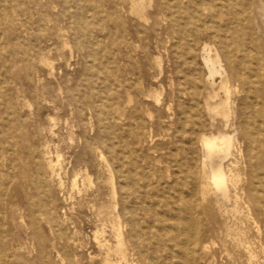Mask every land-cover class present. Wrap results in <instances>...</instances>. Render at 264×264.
Segmentation results:
<instances>
[{"label": "rangeland", "instance_id": "rangeland-1", "mask_svg": "<svg viewBox=\"0 0 264 264\" xmlns=\"http://www.w3.org/2000/svg\"><path fill=\"white\" fill-rule=\"evenodd\" d=\"M11 1L0 0V256L9 261L20 259L24 264H40L35 255L36 241L29 229L31 218L26 209L29 193L20 196L16 179V168L31 162L25 150L30 145L35 157L43 159L48 155L56 163L58 155L61 156L58 172L64 187H59L57 178L47 182L50 192L47 217L74 242L71 257L76 264H102L105 252L97 242H109L111 237L100 211L107 209L110 201L107 189H103L104 195L95 194L99 185L97 158L83 151L84 133L94 137L101 132L107 137L110 130L107 123L100 122L95 93L106 92L110 104L124 113L115 137L99 146L109 164L116 167L125 161L132 173L139 174L144 166L158 162L163 170L155 179L164 186L172 185L177 166L192 164L195 151L187 140L179 142L178 83L203 73V48L205 45L218 48V40L211 35L214 30H226L228 37L237 35L235 26L225 25L224 19L239 23V37L251 42L248 50L260 61L258 69L251 62L246 65L252 77L258 73L261 76L262 99L255 104L264 110V0H167L170 6L166 8L152 0L148 20L143 23L129 16L123 0H117V7L112 0H92L100 6L87 13L96 20L88 26L85 37L75 21L64 17L66 11H77L76 0H68L67 4L65 0H42L30 12H22L16 6L11 8ZM87 1L91 7V0ZM204 25L214 30L203 29ZM47 44L63 51L48 54L55 67L51 76L40 64ZM102 68L108 73L105 81ZM156 89L159 93H155ZM150 91L159 95V105L149 99V95H154ZM241 96L244 94L236 93L231 123L223 131L235 135L245 157L247 147L241 143L238 131L244 126L239 109L246 107L240 101ZM181 97L187 100L183 94ZM263 113L254 120L252 131L254 140L259 136L263 141L258 149L261 162H264ZM143 134L151 138L144 148L152 149L149 156L136 145V138ZM81 157L89 166L93 182L84 194L71 190L73 168ZM258 173L262 180L258 187L260 202L245 198L251 209L250 224H244L248 243L237 247L231 241L225 242L218 232L198 234L195 245L178 251L179 259L192 264H264V169H258ZM243 178L247 183L246 174ZM42 226L40 236L48 246V264H70L64 253L60 256L52 253L54 235ZM95 232H99L98 238ZM186 233L190 235L191 231ZM164 234L155 231L154 238ZM205 245L212 246L209 254L203 250Z\"/></svg>", "mask_w": 264, "mask_h": 264}, {"label": "bare ground", "instance_id": "bare-ground-1", "mask_svg": "<svg viewBox=\"0 0 264 264\" xmlns=\"http://www.w3.org/2000/svg\"><path fill=\"white\" fill-rule=\"evenodd\" d=\"M76 1L79 2L77 11L75 13L66 11L64 17L68 21H75L76 23H73L79 25L85 37L88 26L96 20L94 15L90 16L87 13L90 10L99 9L100 5L94 4L92 0L89 1L93 5L91 7L87 0ZM123 1L127 3L129 16L136 22L143 23L148 20L147 10L152 0ZM157 1L164 8L170 6L167 0ZM41 2L42 0H12L10 6L11 8L16 6L22 12H30L32 7L38 8ZM65 2L67 4L68 0ZM112 3L114 7L118 6L117 0H112ZM233 12L238 16L240 14L238 11L233 10ZM224 23L234 25L237 35L231 34L228 37L226 30H214L204 25L203 29L214 30L211 35L218 40V48L205 45L203 73L200 72L178 83L179 92L176 103L181 115L179 142L187 140L195 151L191 158L192 164L177 166L178 173L174 175L172 185L164 186L155 179L157 173L163 170L158 162L152 166H144L139 174L132 173L125 161L116 167L109 164L99 146L115 137L116 131L121 128L120 122L124 121V113L110 104L109 95L106 96V92L97 90L95 93V107L101 114L100 122L107 123L110 130L107 137L101 132L94 137L84 133L83 151L86 155L97 158L98 163L95 167L99 185L95 194L104 195L103 189H107L110 201L108 208L100 211L102 221L108 225L106 226L109 228L111 237L109 242L106 240L97 242L99 248L105 252L102 264H192L179 259L178 251H185L186 247L195 245L198 234L210 235L218 232L225 237V242L231 241L237 247L248 243L246 242L247 226L245 227L244 224H250L251 209L247 207L245 198H254L258 203L260 202L258 187L262 184V180L258 169H264V162L259 160L258 151L263 141L259 136L254 140L252 131L255 130L254 120L264 110H259L255 104V101L262 99L261 76L259 73L254 77L248 74L249 66L246 64L251 62L258 69L260 61L248 50V44L251 42L239 37V23L229 18L224 19ZM63 45L67 47L66 43ZM44 46L45 53L40 64L49 71L51 76L55 67L48 54L54 51L58 53L61 50L50 44ZM107 74L103 71L102 81L107 80ZM156 91L157 89L155 93ZM151 93L153 92L150 91ZM236 93L244 94L240 101L246 106L245 109H239L238 113L244 125L238 131L243 141L241 143H245L247 147L245 157L242 156L243 150L239 149V142L235 135H229L223 131L231 123ZM182 94L187 100L182 99ZM148 97L155 105L160 104L158 94ZM129 103L131 104V101ZM16 113L13 114L17 115ZM129 121L132 122L131 117ZM18 124L24 129L21 121H18ZM150 140L151 138L144 134L137 137V148L143 151ZM28 148L25 150L28 152L27 159L31 162L16 168V179L20 196L26 192L29 193L26 209L31 218L29 229L36 241V259L40 264H48V246L40 236L44 230L42 225H45L54 235L50 249L52 253L55 252L58 256L64 253L69 258L70 264H76V260L70 255L71 249L75 246L74 242L47 217L50 211V192L47 189V182L57 178L59 187L62 189L64 187L58 172L61 156L58 155L55 163L48 155L43 159L41 156L35 157V150L31 149L30 145ZM144 150L147 156L151 155L152 149ZM125 152H121L122 156L126 155ZM5 158L6 156L3 157ZM91 169H93L92 166ZM244 174L248 177L247 183L244 182ZM92 185L89 166L84 157H81L75 162L73 168L71 190L79 191L80 194L87 193ZM21 218L23 219V216ZM187 230L191 231L190 235L186 233ZM155 231L165 234L160 238H154ZM99 235L97 232V238ZM211 247V245H205L204 252L209 254ZM0 264L24 263L20 259L9 261L2 255Z\"/></svg>", "mask_w": 264, "mask_h": 264}]
</instances>
